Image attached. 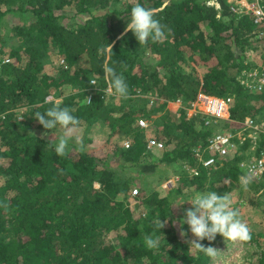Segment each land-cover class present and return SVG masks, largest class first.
<instances>
[{"label":"trees","instance_id":"16d2710c","mask_svg":"<svg viewBox=\"0 0 264 264\" xmlns=\"http://www.w3.org/2000/svg\"><path fill=\"white\" fill-rule=\"evenodd\" d=\"M135 3L155 10L163 42L139 44L125 33ZM108 44L113 53L101 52ZM259 64L264 23L232 10L230 0H0V264H212L213 257L189 251L192 234L184 224L182 238L173 226V206L197 192L232 198L243 188L249 140L209 167L197 151L246 117L264 123V90L243 81ZM106 65L123 74L128 98L109 90ZM201 92L232 96L231 120L190 114ZM53 103L70 108L79 127H108L100 153L90 139L83 151L70 139L67 155L55 154L47 144L63 130L35 120ZM152 137L164 148L149 149ZM256 142L262 146L264 134ZM173 177L176 184L160 186ZM248 188L259 191L264 182L252 179ZM232 206L243 222L241 205ZM160 219H167L162 230ZM153 234L161 243L149 250L144 237Z\"/></svg>","mask_w":264,"mask_h":264},{"label":"clouds","instance_id":"9594fccd","mask_svg":"<svg viewBox=\"0 0 264 264\" xmlns=\"http://www.w3.org/2000/svg\"><path fill=\"white\" fill-rule=\"evenodd\" d=\"M155 15L154 9L135 3L130 10V19L126 25L125 33L131 31L139 44H145L149 39L153 42H163L167 38L165 26L155 18ZM112 48L113 44H108L100 51L112 52ZM104 73L108 80L109 90L119 98H128L129 87L123 74L108 65L105 66ZM91 83L95 84V80ZM35 120L46 130H53L57 127L63 130V134L58 139L52 137L47 145L54 150L57 156L67 155L69 140L73 138L80 125V120L72 115L71 109L53 103V106L46 112H36ZM44 135L47 136V132ZM75 143L79 146L80 151L84 150L85 146L79 136L75 137ZM238 179L240 185L247 190L251 183V177L241 175ZM185 203L190 204L191 208L185 210L183 220L174 221L173 226L179 223V234L182 238H186L188 233L183 230V225H188L193 237L187 241L189 251L203 252L209 257H214L218 251L210 246L205 247L201 243L202 241L207 240L211 243L217 235L223 237L225 241H249L251 239V230L239 219V210L232 206L233 201L229 193L218 195L216 191L197 192L187 202L173 207L180 208ZM166 223L167 219L164 222L161 219L157 220V228L164 229ZM160 243L161 238L155 234L144 237V244L149 250L159 249Z\"/></svg>","mask_w":264,"mask_h":264},{"label":"built area","instance_id":"2783aa9c","mask_svg":"<svg viewBox=\"0 0 264 264\" xmlns=\"http://www.w3.org/2000/svg\"><path fill=\"white\" fill-rule=\"evenodd\" d=\"M232 3V10L249 11L255 15V23H264V7L262 0H248L244 4L240 0H235ZM248 60L246 61V63ZM243 81L246 86L254 89L255 91L264 90V64L257 66L253 70L244 71ZM180 103V100L177 101ZM233 102L232 96L220 97L217 95L206 94L204 92L199 93L197 99L191 103L189 113L193 115L205 114L208 119L207 123L211 120H231V106ZM154 100H151V104ZM138 124L141 127L147 128L149 121L146 118H140ZM235 131L216 132L213 134L205 148L201 146L198 148L199 157L204 166L209 167L215 164L218 159L225 158L235 152L240 145H243L245 141L249 140L252 144L251 148L254 149V153L250 158L243 161L240 166L245 171V175H248L252 179L260 182H264V144L259 146L256 142L261 134H264V123H258L252 117H246L242 121ZM126 147H130V142L124 143ZM149 149H162L164 144L156 138H149ZM209 152V155H206ZM212 153V154H210ZM195 171V170H192ZM177 179V178H176ZM170 183V182H168ZM172 183V182H171ZM137 193V190H134Z\"/></svg>","mask_w":264,"mask_h":264},{"label":"rangeland","instance_id":"374dc122","mask_svg":"<svg viewBox=\"0 0 264 264\" xmlns=\"http://www.w3.org/2000/svg\"><path fill=\"white\" fill-rule=\"evenodd\" d=\"M247 1L248 0H243L242 2L246 4ZM10 22L12 23L13 21ZM249 54L252 58V52ZM255 59H258L256 54L253 56L254 62ZM66 91L70 92V89ZM177 104L178 103L171 104L172 109H176ZM154 122L152 121V123L156 124V121ZM108 134V127L97 124L88 127H79L71 140L75 141V137L79 136L83 144H85L87 140L90 139L92 142L91 144L89 143L90 149L100 153L107 145ZM55 136H57V134L53 133L52 137ZM176 178L177 177H173L160 186L164 189H167V187L170 188L172 185L176 184ZM232 201L233 204L238 203L241 205L243 210L242 217L245 218L243 222L253 233V235L251 234L252 239L249 241L223 240L221 243L216 244L213 248L218 252L212 258V264H261V259L264 258V188H260L259 191L251 188L247 190L244 188L239 189V191L233 193ZM182 202H184V199L178 198L175 200L174 206ZM185 210L184 205L180 208H175L177 212V219H175V222L183 220ZM177 225H179V223H177Z\"/></svg>","mask_w":264,"mask_h":264},{"label":"crops","instance_id":"0c3cea01","mask_svg":"<svg viewBox=\"0 0 264 264\" xmlns=\"http://www.w3.org/2000/svg\"><path fill=\"white\" fill-rule=\"evenodd\" d=\"M230 1L232 2V1H235V0H230ZM176 103H178V102H177V101L170 102L169 105H168L169 108L172 109L171 104H176ZM179 107H180V103L177 104V108H176V109H172V110L176 111ZM212 263H213V262H212Z\"/></svg>","mask_w":264,"mask_h":264}]
</instances>
